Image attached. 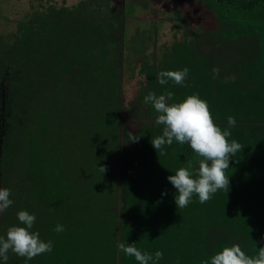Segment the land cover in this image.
I'll return each instance as SVG.
<instances>
[{
  "label": "rangeland",
  "instance_id": "374dc122",
  "mask_svg": "<svg viewBox=\"0 0 264 264\" xmlns=\"http://www.w3.org/2000/svg\"><path fill=\"white\" fill-rule=\"evenodd\" d=\"M43 12L61 14L59 19L61 24L68 21L72 13L81 21L91 17L92 20H106L103 23H110L113 26L112 33L104 34L101 41L110 48L117 43L115 53L120 56V63L111 68L115 59L107 55L101 59L105 62L103 64H107V69L101 64V70H98L99 67L94 65L92 74L98 77L101 86V82L105 81L102 73L110 72L108 86H101L100 93L110 96L114 101H117L118 95L122 98L119 104L120 122L114 121L113 125H110L114 131L116 125H119V143L108 139L106 144L104 138L109 136L97 133V129L89 124L81 131L77 120L78 112H90L92 117L96 118V111L100 106L83 105V109L80 110L78 102L73 106L77 112L70 118L74 134H68L67 137L72 142L73 135H77L78 138L82 136L85 141H93L91 144L83 143L77 148L68 139V146L63 139L55 143L47 140L35 151L31 147L29 154L28 149L25 153L26 139L20 129L19 136L7 132V136H11V143L8 149H3L1 156L2 169L6 172L4 186L10 189V199L14 196L18 199L1 214L2 217L14 216V221L7 220L11 224L2 226L0 235H6L7 228L14 225V222L19 223L16 215L18 211L26 210L30 214H35L36 220L32 231H38L42 240L47 242L44 237L53 234L49 240L68 243L70 248L65 258L57 259L53 256L46 258V255L41 254L27 262L24 257L9 251L6 264H72L75 263L73 261L75 258L80 259L82 264H139L134 257L126 256L119 251L117 246L119 242L134 243L142 252L153 255L158 250L162 251L163 258L156 264H203L217 251L222 250L223 245L233 243L239 244L247 255L255 256L258 248L264 246V112L258 107L260 98L264 97V88L261 87L264 82V3L247 8L217 0H0V48L20 36L19 26L23 23L31 24L33 16ZM204 37H209L210 43L204 40ZM59 42L57 41V45ZM226 45V56H219L218 50L224 54ZM1 52L0 50V109L3 112L6 110L5 102L10 98L11 88L6 83L8 81L5 82L8 65L5 64ZM64 53L61 50H54L52 60L57 62L54 74L56 75L60 69L61 77L67 83H73L82 70L90 69V61L85 62L86 59L82 57H69V49H65ZM93 63L97 64L95 61ZM167 66L170 67L169 70H182L185 67L189 69L185 80L186 86L175 85L172 81L166 85H160L158 81L153 83L146 78L145 73L139 72L141 69L151 68L158 74L168 69ZM214 68L219 70L215 78ZM36 79L35 73L25 78L17 77V84H21L19 87H22L21 93L30 97L36 94L39 84ZM56 87L55 84H50L51 90ZM69 90V94L74 91L73 84ZM166 90L174 94V100L169 101L170 103L197 93L200 98L207 101L214 123L220 126L222 131L228 127L227 117L234 116L236 126L230 129L232 135L228 140L231 142L235 139L243 147L230 159V167L225 170L230 181L229 190L226 188L218 190L203 204L199 202L198 195L193 194L188 206L181 209L185 217L181 221L172 219L178 215L162 218L147 216L143 219V224L154 221L156 228L153 225L146 226V232L153 234L141 236L135 233L144 231L135 232L136 222L133 217L127 216L126 219L125 212L127 215L128 211L139 214L141 209L153 206L177 208L175 204L177 190L167 177L174 175L178 168L185 167L187 161L196 155L190 145L187 144L186 147L174 140L172 145L164 146L167 155L158 156L151 143V138L162 135L163 132V125L154 123L157 113L151 105L145 103V108L141 111L132 108L136 103L134 98L141 93L152 91L160 95ZM97 94L98 92L94 91V98ZM101 98L103 97L95 100ZM59 111H67V108L63 106ZM10 130L16 131L13 126ZM128 130L136 133L137 142L128 140ZM1 134L3 136V131ZM142 134L144 136L140 139L139 136ZM38 136L41 137L39 132ZM60 137H65L63 130ZM114 137L117 138L116 132ZM5 139L8 140L5 137L3 142ZM105 149L112 154L106 155ZM187 149L191 151L190 155L182 153ZM179 150L185 155L186 160L182 158L181 161H176ZM137 153L145 160L142 174L147 177L144 192L146 195L134 188L125 195L124 181L127 180L128 172L133 169L135 160L139 157ZM29 158L30 161L41 162L39 165L41 174L42 176L46 174L49 178H44V181L50 188L53 206L69 203V195L60 196L57 191L67 192L70 189L75 172L82 176L78 186L84 189L91 186L95 179L104 178L101 166L105 169L107 166L111 171L117 166V196L120 193L119 202V196L117 197V206L120 220L116 219V232L103 236L107 238L105 242L94 243L96 246L93 254L86 258L82 257L83 254L77 252L76 242L72 241L80 240L79 233L83 227L87 229L86 226L77 224L69 226L61 221L57 224L63 225L65 231H62V235L56 232L57 224H48L58 217L53 209L50 208L52 215L49 218L37 217L35 204L38 195L24 187L28 178H24L23 187L18 188L15 187L18 178L15 175L8 178L17 166L25 170ZM2 169L0 167V188L4 182ZM114 175L108 179L111 196L115 190L113 186L115 178L112 177ZM42 176L39 177L40 183ZM164 192L166 194L162 195ZM124 196L127 198L124 202L125 210L121 203ZM26 198L30 204L25 202ZM159 199L163 203L159 202ZM34 200L36 202L32 204ZM115 203L116 201L110 200L109 204ZM228 212H234L237 216L228 217ZM176 222H180V225H176ZM114 224L115 221L111 222V225ZM42 226H46L45 236H42ZM77 227L80 232L75 231ZM100 228V225H96L92 230L100 232ZM177 232L196 233V236L187 234V240L181 241L175 238ZM0 264L5 262L0 259Z\"/></svg>",
  "mask_w": 264,
  "mask_h": 264
},
{
  "label": "trees",
  "instance_id": "16d2710c",
  "mask_svg": "<svg viewBox=\"0 0 264 264\" xmlns=\"http://www.w3.org/2000/svg\"><path fill=\"white\" fill-rule=\"evenodd\" d=\"M217 1L236 5L237 7L247 8H253L254 6H258L259 4L264 3V0ZM60 16L61 14H46L45 12L35 14V16H33L32 18L31 24L23 23L21 26L18 27V30H20V36L15 37L14 41L8 42L6 43V45L0 48V50L2 51V58L5 64L8 65L7 74L5 75V82L7 80L8 82L6 83H8L11 88L10 98L5 102V115L2 119H0V127L4 133L3 136L1 134V138L6 137L8 139H5L6 141L3 142L4 145L2 144L0 148L1 169V156L3 149H8V146L11 143V136H7V132L9 131L12 133V135L15 136L16 134L17 136H19V129L20 131H22L21 134L26 139L25 153L28 149L30 154L31 147L35 151L36 149H38V146L44 145L47 140H51L53 143H55V141L63 139L68 146L67 136L68 134H74L71 130L73 122L70 118H73L74 113L77 112L75 109H73V106H75L77 102L80 104V110L83 109V105L86 107L100 106L99 109L96 111V118H93L92 113L90 112H78L80 118L78 117L77 120L79 122V129L81 131L85 129V126H87V124H89L91 127H95L97 129V133H100L101 135L106 134L109 136V138H104L102 136L105 139L106 144L108 139L114 142L118 141L119 143V125H116V131L111 129L110 125H113L114 121L120 122L121 116L119 104L120 101H122V98H120V96L118 95L117 101H114L113 99H111L110 96L108 97L106 94L102 95L100 93L102 92L101 86H108V82L110 80L111 75L110 72L104 71V73H102V76L105 81L101 82V86L98 77L92 74V71L94 72V65H97L99 67L98 70H101V64L103 65L104 69H107V64H103L105 62L101 60L103 57H107V55L115 59L112 62L113 64L111 68L120 63V56L118 55V53H115V50L117 49V43H114V45L110 48L109 46H107V44L102 43L101 41L104 34L110 35L114 28L110 23H103L106 20H92L91 17H88L86 20L81 21L75 14L72 13L70 15L69 20L63 21L61 24L59 21ZM72 17L74 19H71ZM203 39L210 43L209 37H204ZM214 40L215 42H217L216 39ZM57 41H60L58 45ZM56 49L61 50L63 54H65V49H69V57L71 58H85V62L90 61V69L82 70L77 76L78 78H75L73 83H67L66 80L61 77V74H59V72L61 71L60 69L57 70L56 68L58 75L54 74L57 62L52 60V58L54 57V50ZM226 54L227 45L225 47L224 54L218 50L219 56H226ZM89 58L92 59V61ZM94 61L97 62V64H94ZM167 68L168 69L164 70H169L170 67L167 66ZM171 69H173V67H171ZM139 72L145 73L147 76L146 78L151 80L153 83H156L158 81L155 70L151 68H148L147 70L146 68L144 70L141 69L139 70ZM28 73H35L37 78L36 81H39L37 87L38 92L32 97L25 96L24 93H21L22 87H19V85L21 84H17V77L25 78L29 75ZM232 82L234 83V81ZM50 84H55L57 86L56 89L59 92L56 91V89L51 90ZM72 84L75 92L72 91V93L69 94V88L72 87ZM261 87L262 89L264 88V82H262ZM94 91L98 92V94L95 95V98L93 95ZM73 93L75 94L73 95ZM145 93L147 92L141 93L139 96L134 98V101H136V103L132 106V108H138L137 111H141L143 108H145L143 99ZM101 96L103 98H101L100 100H95ZM258 103L259 109L264 112V97H261ZM63 106L67 108V111H59L60 108H62ZM121 107H123V104ZM255 115L256 114H254V116ZM48 119H50V121H48ZM83 120L84 122L82 123ZM11 126L16 129L15 132L10 130ZM141 127L142 124L139 127V130L141 129ZM61 130L64 131V138L60 137ZM38 132L41 136L40 138L38 136ZM115 132L117 133V138L114 137ZM133 134L135 135L136 133ZM143 136L144 134L140 135L139 138L141 139ZM73 137L74 139L72 142L69 139L68 140L71 144L76 145L77 148L81 147L83 143H93V141L90 140H83L82 136L78 138L77 135H73ZM182 145L188 147L187 144ZM104 152L106 155L112 154V152H108V150L106 149L104 150ZM181 152L182 151L179 150V154L176 158V161H181L182 158H185V155H190L191 153V151L188 149L182 152L185 155L181 154ZM139 153H137L138 156ZM139 157L136 158L133 169L128 172L127 180L124 181V189H126L125 195L128 191H131V189L133 188L134 190L140 191L141 194L146 195L144 192L146 189L147 177L142 174V167L144 165L143 163H145V160H143L142 157ZM40 163L41 162L30 161L29 158L28 167L25 170H21L20 167L17 166L16 170L8 175V178L11 175H15L18 178L16 181V188L23 187V179L28 178V182L24 187L30 189L33 192H36V194L38 195L37 202L35 200L34 202H32V204H35L36 202L35 209L37 217L49 218L52 215V213L50 212V208L53 209L58 216L55 218L56 220L53 219L52 221H50V223H48L49 225L57 224L58 222L64 221L65 225L71 226L77 224V226L82 225L87 227V229L83 227L81 229L82 232H80V229H78L77 227L75 231L80 232V240H72L73 242H76L77 252H80L81 255L83 254L82 257L86 258L89 254H93V249L96 246V244L94 243L99 241L105 242L107 238L103 236L112 234L114 233V231L116 232V219L120 220L119 206H117V197L119 196L118 202L120 199V193L117 196L118 168L116 166L111 171L106 166L104 178L95 179L91 186H87L84 189H81V187L78 186V184L82 181V176L75 172V177L73 182L71 183L70 189L67 192L57 191L58 195L60 196L69 195V199L73 200V202L69 200V203L67 205L65 203L64 205L53 206L50 200V188L47 184H45L44 181L45 179L49 178L46 174L42 176L40 171L41 166H39ZM143 170H145V168ZM2 172L4 174V182L2 186L5 187V169H2ZM39 174L40 176H42L41 183L39 181ZM113 174H115L114 176H112L115 178V181L113 182L115 190L113 196H111L110 183L108 179ZM16 190L17 189H15V191ZM17 199L18 198L14 196V198L12 199L13 203H16L14 200ZM126 199L127 198L125 196L122 198L121 203L123 204V207L125 206L124 202L126 201ZM110 200L116 201V203L109 204ZM25 202L30 204L27 198L25 199ZM159 202L163 203V201H161L160 199ZM175 211L176 214H174ZM174 215H178V217H174L172 219H178L179 221L185 218L183 217L181 209L178 210L176 207L173 206L172 208H162L158 206H153V208L145 207L141 209L139 214H133L131 211H128L127 215V213L125 212L126 219L127 216L134 218L137 227L135 232L144 231L142 233H135L141 236L147 233L153 234L152 232H146V226L153 225L154 228H156V224L154 221L143 224V219L147 216L162 218L163 216L173 217ZM227 216L233 217L237 215L234 212H228ZM7 220L13 222L14 216L8 217L7 215H5L1 217L0 230H2V226L11 224V222H7ZM113 221H115V224L111 225V222ZM15 223L16 222H14V224ZM96 225L101 226L100 232H93L92 228ZM176 225H180V222H176ZM42 227V236H45L44 232L46 231V226ZM77 232L67 233L77 234ZM59 233L61 235L63 234L62 232ZM187 234L196 236V233L194 234L191 232H177L175 238L181 241L187 240ZM52 236L53 234L48 235V237H44V239L46 241H49V238H51ZM50 241H52L53 243V249L51 252L44 253V255H46V258H48V256H53L57 259H61L65 258V255H68V250L70 248V245L68 243L66 244L65 242H62L60 240ZM99 248H101V246H99ZM73 261L75 263L72 264H82L80 259L75 258V260Z\"/></svg>",
  "mask_w": 264,
  "mask_h": 264
},
{
  "label": "clouds",
  "instance_id": "9594fccd",
  "mask_svg": "<svg viewBox=\"0 0 264 264\" xmlns=\"http://www.w3.org/2000/svg\"><path fill=\"white\" fill-rule=\"evenodd\" d=\"M187 67L182 70H162L157 74L160 85H166L172 81L175 85L186 86L188 76ZM214 78L219 70L213 69ZM144 103L151 105L157 113L154 123L163 125L162 135L151 138V143L158 156H166L165 145H172L173 141L190 145L195 157L187 161L185 167H180L174 175L167 177L168 181L177 190L175 204L182 209L188 206L193 194L198 195L201 204L206 203L220 189L229 190V178L225 170L230 167L229 161L242 149V145L235 139L229 142L232 135L230 129L236 126L234 116L227 117L228 127L223 131L214 123L207 101L199 97L197 93L187 95L185 98L175 101L171 91L157 95L149 91L144 96ZM135 126V125H134ZM128 140L137 142L138 137L132 131L127 132ZM198 165V166H197ZM100 170L104 173L105 167ZM166 192L162 193L165 195ZM10 189L0 188V214L12 204ZM19 223L11 225L6 230V235H0V259L5 264L9 259V251L17 256L24 257L27 261L38 255L51 252L52 241L45 242L40 238L38 231H32L36 220L35 214L26 210L17 212ZM56 232L64 231V226L57 224ZM119 251L126 256L134 257L139 264H156L163 258L162 251L155 254L142 252L134 243H118ZM203 264H264V246L259 247L255 256H249L242 250L239 244L223 245L222 250L217 251Z\"/></svg>",
  "mask_w": 264,
  "mask_h": 264
},
{
  "label": "flooded vegetation",
  "instance_id": "af4514ba",
  "mask_svg": "<svg viewBox=\"0 0 264 264\" xmlns=\"http://www.w3.org/2000/svg\"><path fill=\"white\" fill-rule=\"evenodd\" d=\"M5 115V109L3 110V112H1V109H0V119H2ZM1 127H0V134H1ZM0 144L2 145L3 144V138H1L0 136ZM2 217V216H1ZM1 217H0V220H1Z\"/></svg>",
  "mask_w": 264,
  "mask_h": 264
},
{
  "label": "crops",
  "instance_id": "0c3cea01",
  "mask_svg": "<svg viewBox=\"0 0 264 264\" xmlns=\"http://www.w3.org/2000/svg\"><path fill=\"white\" fill-rule=\"evenodd\" d=\"M113 31V30H112ZM112 33V32H111ZM148 54H146V56H147ZM151 64H154V63H151ZM173 240H176V239H173ZM238 240H239V238H238Z\"/></svg>",
  "mask_w": 264,
  "mask_h": 264
},
{
  "label": "water",
  "instance_id": "95a60500",
  "mask_svg": "<svg viewBox=\"0 0 264 264\" xmlns=\"http://www.w3.org/2000/svg\"><path fill=\"white\" fill-rule=\"evenodd\" d=\"M0 216H1V214H0Z\"/></svg>",
  "mask_w": 264,
  "mask_h": 264
}]
</instances>
